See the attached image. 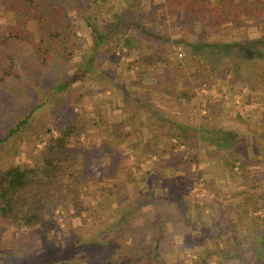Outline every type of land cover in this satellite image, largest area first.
<instances>
[{
	"label": "rangeland",
	"instance_id": "374dc122",
	"mask_svg": "<svg viewBox=\"0 0 264 264\" xmlns=\"http://www.w3.org/2000/svg\"><path fill=\"white\" fill-rule=\"evenodd\" d=\"M161 1L165 3V0H105L103 3H98L96 0H77L75 7L66 11L67 19L77 30L80 41L77 56L73 59L69 72H74L77 66L82 65L93 51V40L96 35L87 24L86 16H93L99 28L109 27L118 22L119 16H122V20L127 19L126 15H122L123 9L132 6L129 12L135 22L152 25L153 30L156 28L159 34L170 38L166 45L169 49L167 60L170 64L175 66L182 64L190 81H194V76H197L198 80H210L212 83V88L198 87L193 83L196 93L194 101L198 105L190 116L197 125L194 132L196 137L191 142L195 146L187 147L181 144L176 149L172 144L175 143L176 138L170 130L173 127L163 121L160 115L159 126L157 124L158 127L149 128L162 132L163 134L159 133L160 138L155 142L147 143L143 141V134H137L138 141L132 144V147L134 144H139L141 149L149 145V150L143 151L145 153L142 157L138 156L140 152L132 151V147L126 151L111 148L117 143L124 145L125 139L120 140L119 135H113L111 139L118 141L113 140L109 144L107 140L113 133V128H104L101 124L102 113L93 114L94 111L96 112L98 105L106 103L103 101L106 96L123 95L128 100L133 99L136 102L138 95L136 93L141 90L142 77L154 76L141 74L139 72L141 68L138 72L134 69L136 61L140 60L138 49L132 51V56L123 55L119 58L117 54L121 53L118 52L116 55L113 53L115 42L110 39L107 45L99 47L95 55L96 60L91 67L89 65L90 71L87 75L80 81L71 83L68 91L57 94L54 103L50 102L47 105L51 120H54L52 103L56 112L60 111L55 115L56 119L65 115L70 105H74L75 112L87 109V116L91 119L89 130L81 136L80 142H75L73 139L70 142L79 148L84 146V150H90L88 147L90 145L102 147L97 153L100 156L96 155L86 164H82L83 161L80 160L88 172L87 179L81 185L80 194L85 200V209H81L80 215H71L74 214L72 213L74 209H71V213H67L65 209L58 208L54 216H47L48 222L41 223L33 229V234H30L31 242L28 243L21 241V230H26L25 227L20 229L5 225L0 228V264H77L80 260L82 264H96L99 259L107 258L112 253L107 244L108 240H113L112 244H115L114 240L123 242V246L119 248L121 251L131 243L133 245L140 243L143 249H151L155 244V230L151 229L145 236L137 233L136 230L138 226L141 228L143 226L145 232H148L149 228H146V224L151 223V213L156 211L160 212L163 219L167 217L168 212H172L178 219L176 221L172 217L167 218L169 221L167 232L172 238H165L162 251L165 250L164 260H168V264H236L238 262L236 256H232L227 251L231 247V242L228 241L230 231L224 221L218 220L217 200L222 202L237 223L243 245L251 249L255 244L252 225L254 215H264V211L254 210V213L249 210L253 201L247 200L244 189L254 183L259 185L258 189L264 188V178L261 177L262 164L255 160L264 156V90L253 91L250 88L253 82L246 81L248 79L233 82L231 74L225 77L211 74L208 65L202 63L200 57L195 56L192 47L176 41L182 36L187 37L186 40L197 38L200 36L199 32L190 28L182 29L177 24L176 17L170 15L167 7L164 10L157 7ZM189 19L193 20L192 17ZM152 32L156 34V31ZM134 33L140 35V30L134 29ZM221 33V28H218L207 36L221 41L259 35L251 18L246 19L244 27L223 34L224 36ZM205 35L204 31L202 36ZM117 46L116 48L121 47ZM146 49L147 52L152 50L150 46ZM206 50L202 51L210 55V49L208 52ZM29 52L30 49H27L28 54ZM149 65L153 67L148 64L147 69L144 70H152ZM139 66L144 68V65ZM167 74L171 81L170 73ZM158 79L159 77L157 81ZM261 85L264 87V81ZM34 92L36 91H32L25 98L28 106L31 101L39 97ZM145 92H150V89ZM82 93L87 94L86 101L76 103L74 98ZM67 95L69 98H65ZM167 102L162 99L160 104L175 108L170 113L178 114V111L183 110L181 114L185 115V108L170 106ZM64 105L68 108L61 109ZM51 128L56 133L53 124ZM201 128L205 129V132H202ZM124 130L128 131L127 128ZM218 130H232L236 135L234 146L224 150L212 143L209 137L212 132ZM119 131L123 130L119 129ZM30 134V130L25 131L5 142L0 149V171L13 164L33 162V153L29 152L34 148L29 138ZM42 144L41 141L37 142L35 147L37 149H34V152H37ZM151 148L158 149L161 157ZM180 151H183L184 159L176 163L168 160L174 152ZM216 151H218L217 155ZM194 153L197 157L190 162V156ZM115 157L118 158L116 169L108 167ZM147 178V184L144 183L139 193H135L137 181ZM207 181L212 184L209 188ZM185 185L187 188L183 190L182 200L187 206L190 205V209L186 215L187 219H181L180 210L176 208L174 199ZM105 189L116 192L113 198L110 197L112 204H109L108 200H103L105 192L101 190ZM241 190L245 191V194ZM238 192L242 194L233 195ZM197 205L202 209H197ZM197 217H201V220L196 222ZM52 219L55 223L51 221ZM221 224L224 226H220ZM172 243L176 246L175 250L170 249ZM65 249L68 252L64 257H56ZM229 251L241 255L239 249L233 248V245ZM252 254L254 251L251 250L247 253V255ZM49 257L51 259H48ZM112 259V264H118L116 253L113 254ZM252 262L256 264L255 261Z\"/></svg>",
	"mask_w": 264,
	"mask_h": 264
},
{
	"label": "trees",
	"instance_id": "16d2710c",
	"mask_svg": "<svg viewBox=\"0 0 264 264\" xmlns=\"http://www.w3.org/2000/svg\"><path fill=\"white\" fill-rule=\"evenodd\" d=\"M96 2L103 3L105 0H96ZM76 4L77 0H0V149L13 136L29 130L31 131L29 138L34 147L29 150L34 156L31 164L17 163L0 171V228L5 225L20 229L25 227L26 230H21L20 235L21 241L27 243L31 242L30 234H33V229L41 223L48 222L47 216H54L58 208L65 209L67 213H71V209H74L72 212L74 214L71 215H80L81 209H85V200L80 194L81 185L87 179L88 172L82 164L96 157L102 147L90 145L88 146L90 150H84V146L82 148L74 146L70 140L80 142L81 136L90 128L91 119L87 116V109L75 112L74 105H70L69 108L64 105L61 109L68 108L65 115L56 119L55 115L60 111L56 112L53 100L57 94L68 91L71 83L80 81L87 75L90 71L89 65L91 67L95 62V55L100 46L107 45L112 39L115 42L113 53L116 55L120 52L121 54H117L119 58L123 55L132 56V51L138 49L140 55L138 62L153 66L149 65L152 70H144L143 72H146L144 75L148 73L147 75L159 77L152 86L153 93H161L162 99L167 100L170 106L185 108V115L181 113L164 115L160 112L162 120L173 127L170 130L175 135L176 141L171 143L176 149L181 144L187 147L195 146L191 142L196 137L194 132L197 125L190 116L198 105L194 101L196 93L193 85L212 88L210 80H198L197 76H194V81H190L182 64L175 66L168 62L169 49L166 45L170 38L159 34L156 28L153 30L152 25L135 22L129 12L132 6L123 9L122 15H126L127 19L122 20V16H119L118 22L109 27L99 28L93 16H86L87 24L96 35L93 40V51L82 65L77 66L74 72L70 73L69 69L77 56L80 41L77 30L67 19L66 11ZM157 7L163 10L167 7L170 15L176 17V22L182 29L190 28L199 32L200 36L197 38L186 40L187 37L182 36L176 41L192 47L195 56L200 57L202 63L208 65L211 74L220 77L231 74L233 82L248 79L246 81L253 82L250 85L253 91L264 90L261 85L264 81V0H165V3L159 2ZM191 17L192 21L189 19ZM247 18L252 19L259 32L258 36L221 41L207 36L218 28H221L222 35L232 33L235 29L244 27ZM134 29H139L140 35L135 34ZM152 31H156V34ZM204 31L206 35L203 37ZM116 45L121 47L116 48ZM147 46L151 47L150 52H147ZM27 49H30L29 54ZM203 49H207V52L210 49V55L204 53ZM139 72L143 74L142 71ZM167 73L171 75L169 82H166L165 78ZM32 91H36L34 93L39 97L31 101L28 106L25 98ZM123 93H126L125 89ZM86 96V93H82L74 99L76 103L85 102ZM66 97L69 98L68 95ZM50 102H53L51 111L54 120L50 119L47 112V105ZM51 124L56 128V133L51 128ZM122 125L123 122H116L111 126L113 133L107 140L109 144L114 140L111 139L113 135H119L120 140L126 139L127 132L121 128ZM201 131L205 132V129L201 128ZM202 137L205 138L203 134ZM209 139L215 145L228 150L229 147L234 146L236 135L232 130H218L212 132ZM39 141L43 144L37 152H34ZM141 148L139 144H134L132 151H146L145 147ZM151 150L161 157L158 149L151 148ZM182 152H174L168 160L176 163L184 159ZM196 157V153L192 154L189 161L193 162ZM116 159L118 158H113L112 164L108 167L116 169ZM80 160L83 161L82 164ZM255 160L262 164L261 177L264 178V156ZM242 162L241 160L240 163ZM206 184L208 188L212 185L208 181ZM258 187L259 185L254 183L244 189L247 200L253 201L249 210L254 213L256 210L264 211V188L258 189ZM186 188V185L183 186L174 199L176 208L180 210L181 219H187L186 215L190 209V205L187 206L182 200L183 190ZM242 192L233 195L238 196ZM217 205H219L216 208V213H219L218 220L224 221L230 231L229 249L233 245V248H238L241 252V255H236L227 249L232 256H236L238 260L236 264H246V262L252 264V261L256 264H264V224H262L264 215H254L252 225L256 241L254 240L255 244L249 249L243 245L237 223L230 213L222 202L217 200ZM197 207L202 209L199 205ZM151 215V223L146 224V228H149L148 232H145L143 226L142 228L138 226L136 232L145 236L151 229L155 230L153 248L143 249L140 243L134 245L131 243L124 249L121 248L123 249L121 251L119 248L123 246V242L114 240L115 244H112L113 240H108L107 244L112 253L107 258L99 259L96 264H112L114 253L117 254L118 264H168V260H164L165 250L162 251L165 238H172L167 232L169 230L167 218L172 217L176 221L178 219L172 212H168L164 219L158 211L152 212ZM197 220H201V217H197L196 222ZM175 247L172 243L170 249L175 250ZM249 250L254 251V254L247 255ZM67 252L68 250L65 249L56 257H64ZM77 264H82L81 260Z\"/></svg>",
	"mask_w": 264,
	"mask_h": 264
},
{
	"label": "crops",
	"instance_id": "0c3cea01",
	"mask_svg": "<svg viewBox=\"0 0 264 264\" xmlns=\"http://www.w3.org/2000/svg\"><path fill=\"white\" fill-rule=\"evenodd\" d=\"M139 65L143 66L144 64H141L140 62L136 61L134 69H136L138 72V69L141 68L140 71H142L144 75L146 72H143V71L144 69H147V66L144 65V68H142ZM147 74L145 76H149ZM167 75H165L166 82H169L170 81L168 79L169 76ZM156 81H157L156 77H151V78L150 77L146 78L144 76L142 77V80H141L142 85L140 84L141 90H138L140 92L136 93L138 94L136 95L137 97L136 102L133 99L128 100L123 95H119L118 97L106 96V99L103 100V101H106V103L104 105L97 106L98 109L96 110V112L94 111L93 114H96L98 112L102 113L101 116L103 117V120L101 121V123H103L102 126L104 128H111V126H113V123L123 122V125L121 128L128 129L127 131L128 136L126 134L127 137L125 139L124 145H120L121 143H117L111 146L112 149L117 150V151H120V149L121 151H126V149H129L132 147L133 143H136L138 141L139 137L137 136V134H141V135L143 134V141L144 142L146 141L147 143H151L153 141L155 142V140H157V138H160L161 136L159 135V133L163 134L160 131L150 130L149 128H156L155 126H157L160 120L159 118V116L161 115L160 112L166 115V114H169L171 110H175V108H171L167 105L160 104V102L162 101L161 93L159 92L151 93L152 92L151 85L153 86V84ZM147 89H150V92L148 93L145 92L147 91ZM148 99H151V100L148 101ZM181 112H183V110L178 111V113H181ZM144 129H145V134H144ZM145 147L146 149L149 150V145H146ZM137 152L139 153L141 151H137ZM144 153L145 152H141L138 156L142 157ZM148 156H149V153H148ZM146 180H148V178L137 181V183L135 184V193L140 191L139 189H141L144 186V183H146ZM101 191L105 192L104 193L105 196H103V200H108V203L110 204L111 203L110 201L116 195V192H114L113 190L109 191L106 189L101 190Z\"/></svg>",
	"mask_w": 264,
	"mask_h": 264
}]
</instances>
